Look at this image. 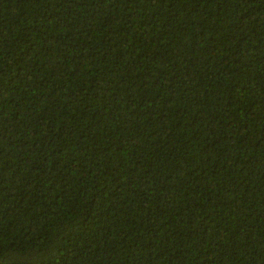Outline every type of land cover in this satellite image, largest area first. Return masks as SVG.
Returning a JSON list of instances; mask_svg holds the SVG:
<instances>
[{
  "label": "trees",
  "instance_id": "trees-1",
  "mask_svg": "<svg viewBox=\"0 0 264 264\" xmlns=\"http://www.w3.org/2000/svg\"><path fill=\"white\" fill-rule=\"evenodd\" d=\"M0 264H264V0H0Z\"/></svg>",
  "mask_w": 264,
  "mask_h": 264
}]
</instances>
